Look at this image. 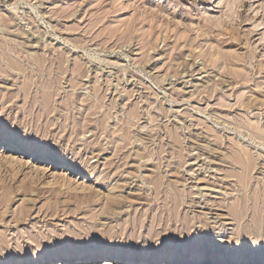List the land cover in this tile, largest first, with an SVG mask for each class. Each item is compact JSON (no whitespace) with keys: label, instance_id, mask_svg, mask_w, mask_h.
<instances>
[{"label":"rangeland","instance_id":"1","mask_svg":"<svg viewBox=\"0 0 264 264\" xmlns=\"http://www.w3.org/2000/svg\"><path fill=\"white\" fill-rule=\"evenodd\" d=\"M0 117L69 161L0 152L5 251L132 258L201 218L235 244L264 218V0H0Z\"/></svg>","mask_w":264,"mask_h":264},{"label":"snow or ice","instance_id":"2","mask_svg":"<svg viewBox=\"0 0 264 264\" xmlns=\"http://www.w3.org/2000/svg\"><path fill=\"white\" fill-rule=\"evenodd\" d=\"M62 148L54 134L45 138L43 125L37 129L34 121L31 124L21 120L6 122L0 117V152L14 151L57 165L68 164L61 154ZM212 223L211 220L203 221V218L201 222L182 220L174 229L175 235L170 228L169 233L162 236L160 233L164 229L160 228L153 233L155 246L149 244L147 248H137L132 258H127L118 245L109 243L106 238L93 237L40 247L38 251H35V243L31 249L23 247L15 252L12 250L14 245L7 251L0 246V264H264V218L257 229V222L249 213L233 236L235 244L218 243L211 231ZM205 227L208 230L197 231ZM64 244L71 247L65 248ZM217 254L227 258H208Z\"/></svg>","mask_w":264,"mask_h":264},{"label":"bare ground","instance_id":"3","mask_svg":"<svg viewBox=\"0 0 264 264\" xmlns=\"http://www.w3.org/2000/svg\"><path fill=\"white\" fill-rule=\"evenodd\" d=\"M129 258V257H128ZM219 260H224L223 258L219 259Z\"/></svg>","mask_w":264,"mask_h":264}]
</instances>
